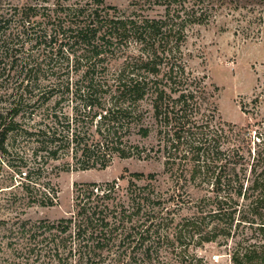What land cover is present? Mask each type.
<instances>
[{
    "label": "trees",
    "instance_id": "obj_1",
    "mask_svg": "<svg viewBox=\"0 0 264 264\" xmlns=\"http://www.w3.org/2000/svg\"><path fill=\"white\" fill-rule=\"evenodd\" d=\"M240 1L129 0L122 9L106 0H0V152L14 143L32 150L35 165L18 170L29 203L58 204L42 176L51 162L88 171L115 158L159 161L169 179L163 192L159 174L131 172L126 199V174L75 184L68 216L22 224L35 244L30 256L41 264H210L196 253L172 259L167 248L217 242L230 264H264V119L223 122L184 49L193 28ZM258 1L252 13L264 20ZM205 187L214 198H193ZM191 203L194 214L177 221Z\"/></svg>",
    "mask_w": 264,
    "mask_h": 264
},
{
    "label": "rangeland",
    "instance_id": "obj_2",
    "mask_svg": "<svg viewBox=\"0 0 264 264\" xmlns=\"http://www.w3.org/2000/svg\"><path fill=\"white\" fill-rule=\"evenodd\" d=\"M106 2L125 9L129 0ZM258 2L241 0L239 7L222 6L209 24L197 26L189 32L184 48L189 70L203 78L214 94L218 117L225 123L239 127L252 123V118L264 119V20L255 18V13H252L254 8L260 7ZM152 142L154 139L143 143ZM13 146L6 154L0 152V264H41L35 254L30 256L28 253L35 244L23 230L22 224L30 226L40 221L55 222L68 216L74 204L75 184L104 183L126 174V178L119 182L120 192L126 199L129 173L155 172L159 174L156 189L167 192L169 188V179L163 173V165L159 161L115 158L105 170L88 171L63 170L64 161L51 162L48 171L42 176L59 191L58 204L54 207L30 204V197L22 188L23 179L18 170L25 172L35 165L32 150L24 151L21 144L14 143ZM25 157L31 158V162L27 163ZM191 194L196 200L215 196L212 188L208 187L193 189ZM212 208L213 205H209L208 210ZM195 211L196 204H186L177 211L176 219L179 221L190 217ZM167 250L170 252L168 255L178 261L188 254L196 253L210 264H230L229 248L217 242L201 247L177 245L174 251L170 248Z\"/></svg>",
    "mask_w": 264,
    "mask_h": 264
}]
</instances>
